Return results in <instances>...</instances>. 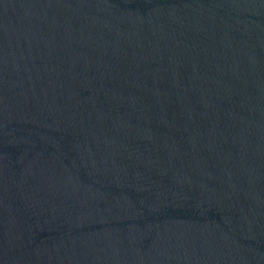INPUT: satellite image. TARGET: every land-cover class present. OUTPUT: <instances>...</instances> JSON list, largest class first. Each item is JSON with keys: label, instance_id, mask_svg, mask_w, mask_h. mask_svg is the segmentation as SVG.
<instances>
[{"label": "water", "instance_id": "obj_1", "mask_svg": "<svg viewBox=\"0 0 264 264\" xmlns=\"http://www.w3.org/2000/svg\"><path fill=\"white\" fill-rule=\"evenodd\" d=\"M0 264H264V0H0Z\"/></svg>", "mask_w": 264, "mask_h": 264}]
</instances>
